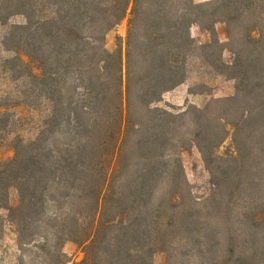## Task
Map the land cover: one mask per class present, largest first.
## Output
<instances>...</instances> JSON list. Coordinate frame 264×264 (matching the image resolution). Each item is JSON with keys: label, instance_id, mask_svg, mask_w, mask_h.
Returning <instances> with one entry per match:
<instances>
[{"label": "trees", "instance_id": "trees-1", "mask_svg": "<svg viewBox=\"0 0 264 264\" xmlns=\"http://www.w3.org/2000/svg\"><path fill=\"white\" fill-rule=\"evenodd\" d=\"M131 6L123 58L106 36ZM15 15L3 67L52 104L37 137L0 162V210L21 245L53 264H67V242L89 264H154L159 252L167 264H264V0H0V24ZM194 25L211 42L198 45ZM196 50L235 94L155 106ZM193 146L213 186L201 201L180 158Z\"/></svg>", "mask_w": 264, "mask_h": 264}, {"label": "rangeland", "instance_id": "rangeland-1", "mask_svg": "<svg viewBox=\"0 0 264 264\" xmlns=\"http://www.w3.org/2000/svg\"><path fill=\"white\" fill-rule=\"evenodd\" d=\"M197 3L208 0H195ZM210 1V0H209ZM132 6L126 17L106 36V47L111 52L120 51L125 58L126 41L130 29ZM24 22V17L15 15L6 24H0V162L14 157V147L19 142H28L37 137L44 126L45 119L51 114L52 104L39 95L38 89L28 78L17 79L5 70L4 60L12 53L6 51L2 44L4 36L12 25ZM216 32L221 43H228V29L225 23L216 25ZM191 35L198 45L211 42V34L194 25ZM223 60L232 63L233 54L227 50ZM187 80L167 92L155 106L168 109L171 112H182L187 106L194 105L203 108L213 99L230 97L235 94V80L218 74L209 66L196 50L187 64ZM190 97L186 98V88ZM195 103H193V102ZM232 137L229 136L219 149V153H229L232 148ZM185 174L191 186V191L198 201L208 197L213 189L210 174L198 149L193 146L180 154ZM11 206L18 204L16 189L10 190ZM34 245L24 247L19 241L15 225L8 220L7 209L0 210V264H53L45 252ZM63 252L68 257L67 264H89L84 262L85 254L77 244L67 242ZM80 252V253H79ZM77 253H79L78 256ZM83 258V259H82ZM154 264H167V255L159 252L154 257Z\"/></svg>", "mask_w": 264, "mask_h": 264}, {"label": "crops", "instance_id": "crops-1", "mask_svg": "<svg viewBox=\"0 0 264 264\" xmlns=\"http://www.w3.org/2000/svg\"><path fill=\"white\" fill-rule=\"evenodd\" d=\"M208 1H209V0H208ZM185 94H186V98H187V97H190V93H189V91H188V87L186 88ZM192 102H193V101H192ZM193 103H195V102H193ZM79 253H80V252H79ZM79 253H77L76 256H78ZM82 259H83V258H82Z\"/></svg>", "mask_w": 264, "mask_h": 264}]
</instances>
